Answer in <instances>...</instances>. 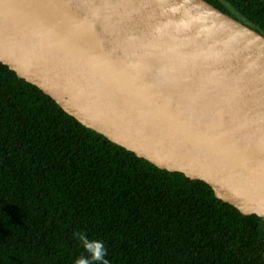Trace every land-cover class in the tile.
Here are the masks:
<instances>
[{
    "label": "water",
    "instance_id": "1",
    "mask_svg": "<svg viewBox=\"0 0 264 264\" xmlns=\"http://www.w3.org/2000/svg\"><path fill=\"white\" fill-rule=\"evenodd\" d=\"M0 62L155 166L264 217V35L204 0H0Z\"/></svg>",
    "mask_w": 264,
    "mask_h": 264
},
{
    "label": "trees",
    "instance_id": "2",
    "mask_svg": "<svg viewBox=\"0 0 264 264\" xmlns=\"http://www.w3.org/2000/svg\"><path fill=\"white\" fill-rule=\"evenodd\" d=\"M264 35V0H204ZM264 264V217L82 125L0 62V264ZM99 264V262H93Z\"/></svg>",
    "mask_w": 264,
    "mask_h": 264
},
{
    "label": "clouds",
    "instance_id": "3",
    "mask_svg": "<svg viewBox=\"0 0 264 264\" xmlns=\"http://www.w3.org/2000/svg\"><path fill=\"white\" fill-rule=\"evenodd\" d=\"M81 247L87 253V256H80L73 261V264H106L104 243L98 239H89L85 234H79Z\"/></svg>",
    "mask_w": 264,
    "mask_h": 264
}]
</instances>
